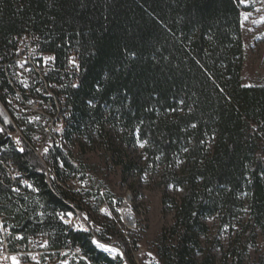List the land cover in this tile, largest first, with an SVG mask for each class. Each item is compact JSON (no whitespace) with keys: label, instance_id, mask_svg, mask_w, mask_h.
I'll return each mask as SVG.
<instances>
[{"label":"trees","instance_id":"obj_1","mask_svg":"<svg viewBox=\"0 0 264 264\" xmlns=\"http://www.w3.org/2000/svg\"><path fill=\"white\" fill-rule=\"evenodd\" d=\"M242 2L0 0V78L5 82L1 66L22 33L37 34L60 70L74 52L80 73L64 82L71 107L66 145L97 137L115 157L119 132L122 144L139 142L148 161L162 168L163 187L184 190L179 201L164 194L175 215L156 244L159 264H248L241 238L249 234L253 248L258 236L264 239V85H243ZM22 149L0 139V214L12 238L21 237L10 249L41 238L51 250L78 247L91 264H124L59 219L88 208L87 188L70 187L85 182L83 164L66 148L51 150L56 180L50 179L43 162ZM9 160L30 189L13 191L3 167ZM132 171L141 170L130 163L123 173ZM212 219L218 230L237 233L220 259L207 245ZM107 221L97 233L101 240L112 230ZM132 248L127 257L135 264ZM255 264H264V250Z\"/></svg>","mask_w":264,"mask_h":264},{"label":"rangeland","instance_id":"obj_2","mask_svg":"<svg viewBox=\"0 0 264 264\" xmlns=\"http://www.w3.org/2000/svg\"><path fill=\"white\" fill-rule=\"evenodd\" d=\"M242 1L245 7L241 21L244 45L243 84L264 85V0ZM8 139L10 140V138ZM74 139L76 145L70 147L66 145L64 138L63 148L71 151L74 158L80 161L85 168V182H82L84 183L82 185L91 193L85 199L86 207L89 208L84 210L85 218L87 217L85 221L89 222V226H95L96 231L100 233L104 230L102 223L108 220L107 223H110L112 229L110 236L116 246L106 245L115 249L112 253L99 249L111 257L125 260L124 264H131L127 257V251H130L131 247L135 248V244L138 250L135 251L132 248L130 252L135 264H159L156 244L162 231L173 224L175 215L168 204H163L164 194L179 201L184 195V190L163 187L161 185L162 168L154 166L148 161L139 142L131 147L122 144L119 132L113 134L118 157H113L107 144L100 143L97 137L94 138V143H89L78 137ZM20 149L21 146L17 150L20 151ZM130 163L138 165L141 171H132L124 175L125 166ZM12 165L15 169L13 162ZM15 172L19 174V177H22L20 172L16 170ZM53 176L56 180L54 170ZM98 197L103 199L102 205L99 207V215L93 211L99 203ZM126 211L128 214L125 213ZM69 217H73V219L69 220ZM64 219H68L67 225L73 231L89 234L93 236V240L102 243L87 230L80 232L70 226V224L77 226L79 223L83 224L79 211H73V209L68 211L64 215ZM243 219L241 224L246 223L247 216L245 215ZM207 223L211 229L207 245L213 248V253L220 259L221 252L233 244L237 233L232 234L225 229L218 230L216 219L209 220ZM110 226L108 225V227ZM236 230L242 233L241 226H237ZM248 237L249 234H245L241 238V244L248 247L247 263L255 264L260 253L264 250V239L258 236L257 246L253 248L247 243ZM117 249L121 250L122 256Z\"/></svg>","mask_w":264,"mask_h":264},{"label":"built area","instance_id":"obj_3","mask_svg":"<svg viewBox=\"0 0 264 264\" xmlns=\"http://www.w3.org/2000/svg\"><path fill=\"white\" fill-rule=\"evenodd\" d=\"M8 54V62L1 66L5 82L0 78V129H3L0 139L14 138L21 148L28 147L43 162L50 178L47 158L51 150L64 149V125L71 112L64 82L67 75L80 73V62L72 52L67 65L60 70L55 55L43 51L41 38L33 33H22L16 37L15 47ZM3 165L13 182V191L31 188V182L15 172L12 161ZM82 184L74 180L70 182V187L81 192L85 189ZM84 210L79 211L84 227L98 237L95 226H89V222L85 221ZM58 215L60 221L68 226L64 216L61 213ZM13 239L20 241L21 237L16 235L12 238L6 217L0 214V264H12L11 259L4 257L13 256L20 264H91L78 247L51 250L46 240L35 238L29 240L27 247L17 242V249L12 250L10 244ZM112 240L109 235L107 240L100 239V242L116 247ZM117 251L122 256L121 250Z\"/></svg>","mask_w":264,"mask_h":264},{"label":"bare ground","instance_id":"obj_4","mask_svg":"<svg viewBox=\"0 0 264 264\" xmlns=\"http://www.w3.org/2000/svg\"><path fill=\"white\" fill-rule=\"evenodd\" d=\"M66 128H67V124L64 125V135H66ZM64 138H65V137H63V145H64V143H65ZM10 140H11L12 145H13L15 148H17V149L20 148V144H17V142H15L14 138H10ZM53 170H54L53 162H50V163H49L50 176H51L52 179H55V177L53 176ZM125 213L128 214V211H126ZM127 216H128V215H127ZM68 219H69V220H72L73 217H69ZM68 219H66L65 221H67ZM127 220L129 221V218H128ZM67 224H68V221H67ZM70 226H71L72 228H74L76 231H80V232H82V231H84V230H87L86 227H84V225L81 224V223H79V226H77V225H72V224H70ZM87 232H89V230H87ZM88 235H89V234H88Z\"/></svg>","mask_w":264,"mask_h":264},{"label":"snow or ice","instance_id":"obj_5","mask_svg":"<svg viewBox=\"0 0 264 264\" xmlns=\"http://www.w3.org/2000/svg\"><path fill=\"white\" fill-rule=\"evenodd\" d=\"M245 19H247V17H245ZM2 131H3V129H0V132H2ZM17 143H19V141H17ZM20 151H23V149L21 148ZM85 219H87V217H86ZM93 243H94L98 248L103 249V250L106 251V252L112 253V252L115 251V249H113V248H111V247H108V246H106V245L103 244V243H99V242H97V241H95V240H93ZM4 259H11L12 264H20V262L17 260V258H16L15 256L10 257V258H9V257H4ZM33 259H35V258H33Z\"/></svg>","mask_w":264,"mask_h":264},{"label":"crops","instance_id":"obj_6","mask_svg":"<svg viewBox=\"0 0 264 264\" xmlns=\"http://www.w3.org/2000/svg\"><path fill=\"white\" fill-rule=\"evenodd\" d=\"M242 81H243V78H242ZM244 85V84H243ZM245 86H252V85H245Z\"/></svg>","mask_w":264,"mask_h":264}]
</instances>
